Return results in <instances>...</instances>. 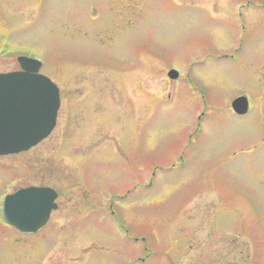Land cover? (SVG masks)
<instances>
[{
  "label": "rangeland",
  "instance_id": "obj_1",
  "mask_svg": "<svg viewBox=\"0 0 264 264\" xmlns=\"http://www.w3.org/2000/svg\"><path fill=\"white\" fill-rule=\"evenodd\" d=\"M19 54L62 104L0 157V264H264V0H0V72ZM29 185L60 195L34 235L2 208Z\"/></svg>",
  "mask_w": 264,
  "mask_h": 264
},
{
  "label": "water",
  "instance_id": "obj_2",
  "mask_svg": "<svg viewBox=\"0 0 264 264\" xmlns=\"http://www.w3.org/2000/svg\"><path fill=\"white\" fill-rule=\"evenodd\" d=\"M20 62L23 71L0 74V154L28 150L49 136L57 124L61 104L58 86L39 72V61L20 57ZM170 75L175 78L178 73L173 70ZM233 106L245 113L248 100L238 97ZM36 193L21 191L6 204L7 216L24 231L36 232L56 207V194L45 189ZM28 199L31 201L24 202Z\"/></svg>",
  "mask_w": 264,
  "mask_h": 264
},
{
  "label": "flooded vegetation",
  "instance_id": "obj_3",
  "mask_svg": "<svg viewBox=\"0 0 264 264\" xmlns=\"http://www.w3.org/2000/svg\"><path fill=\"white\" fill-rule=\"evenodd\" d=\"M6 58H8V57H6ZM40 186H44V185H40ZM45 186H47V185H45ZM58 193H59V192H58ZM59 196H60V195H59ZM58 198H59V197H58ZM58 205H59V203H58ZM58 208H59V206H58ZM48 224H49V223H48ZM48 224H47V225H48ZM47 225H46V226H47ZM46 226H45V227H46ZM45 227H44V228H45Z\"/></svg>",
  "mask_w": 264,
  "mask_h": 264
}]
</instances>
